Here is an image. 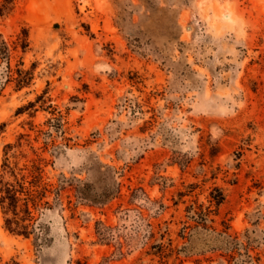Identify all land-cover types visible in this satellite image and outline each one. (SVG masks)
Here are the masks:
<instances>
[{
	"label": "rangeland",
	"instance_id": "obj_1",
	"mask_svg": "<svg viewBox=\"0 0 264 264\" xmlns=\"http://www.w3.org/2000/svg\"><path fill=\"white\" fill-rule=\"evenodd\" d=\"M7 186L0 264H264V0H0Z\"/></svg>",
	"mask_w": 264,
	"mask_h": 264
},
{
	"label": "trees",
	"instance_id": "obj_2",
	"mask_svg": "<svg viewBox=\"0 0 264 264\" xmlns=\"http://www.w3.org/2000/svg\"><path fill=\"white\" fill-rule=\"evenodd\" d=\"M32 187H34V185ZM2 193H3V195L0 198V204L2 206L4 204H6L8 209H10L11 211L14 212V215H16L15 214V210H16L17 203L20 201V199L18 198V196L20 194L21 195L25 194L29 198V200L31 201V206L33 208H37V206H38V203L35 202V200H34L35 196L31 192H28V191L25 192L24 190H19L18 191L16 189H14V187H12V186H7V187H4ZM222 201H223V197H222L221 193H218V197H213V201L212 202H213L214 205L219 206ZM26 212L29 214L27 208H26ZM5 223H11V221L6 219Z\"/></svg>",
	"mask_w": 264,
	"mask_h": 264
}]
</instances>
